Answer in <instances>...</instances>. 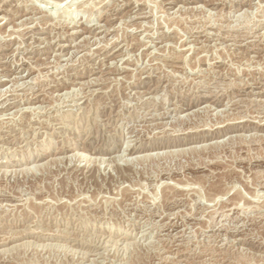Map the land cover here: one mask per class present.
I'll return each mask as SVG.
<instances>
[{
    "label": "rangeland",
    "instance_id": "obj_1",
    "mask_svg": "<svg viewBox=\"0 0 264 264\" xmlns=\"http://www.w3.org/2000/svg\"><path fill=\"white\" fill-rule=\"evenodd\" d=\"M0 9V264H264V0Z\"/></svg>",
    "mask_w": 264,
    "mask_h": 264
},
{
    "label": "bare ground",
    "instance_id": "obj_2",
    "mask_svg": "<svg viewBox=\"0 0 264 264\" xmlns=\"http://www.w3.org/2000/svg\"><path fill=\"white\" fill-rule=\"evenodd\" d=\"M18 1V0H17ZM105 1V0H104ZM143 1V0H142ZM50 2V1H49ZM60 3H61V1H59ZM102 2V1H101ZM138 2V1H137ZM140 2V1H139ZM170 2V1H169ZM2 3V2H1ZM135 3V2H134ZM224 3V2H223ZM56 4V3H55ZM36 6V5H35ZM41 6H42V4H41ZM78 6V5H77ZM29 7V6H28ZM82 7H83V5H82ZM27 8V7H26ZM60 8V7H59ZM74 8V7H73ZM85 8V7H84ZM8 9V8H7ZM41 7L39 8V7H34V8H32V11H30V12H28V13H26V14H39L40 12H41ZM72 9V8H71ZM1 10V9H0ZM2 12V11H1ZM8 12V11H7ZM85 12V11H84ZM41 14V13H40ZM15 15V14H14ZM25 15V14H24ZM49 15V14H48ZM17 16V15H16ZM15 16V17H16ZM19 16V15H18ZM4 17V16H3ZM24 17V16H23ZM34 17H35V15H34ZM40 17V16H39ZM46 17V16H45ZM131 17V16H130ZM134 17V16H133ZM2 18V17H1ZM0 18V19H1ZM43 18V17H42ZM135 18V17H134ZM4 19H5V17H4ZM4 19H1L2 21L4 20ZM26 19V18H25ZM29 19V18H28ZM41 19V18H40ZM0 20V21H1ZM72 20H74V19H72ZM214 20V19H213ZM5 21V20H4ZM10 22V21H9ZM26 22V21H25ZM36 22V21H35ZM122 22V21H121ZM3 23V22H2ZM7 23V22H6ZM75 23V22H74ZM74 23H72V24H74ZM4 24V23H3ZM34 24H36V23H34ZM44 24V23H43ZM53 24V23H52ZM78 24V23H77ZM77 24L75 23L74 25H72V27L71 28H76L77 27ZM241 24V23H240ZM54 25V24H53ZM71 25V24H70ZM244 25V24H243ZM3 26V25H2ZM81 25H78V27H80ZM102 26V25H101ZM18 27V26H17ZM17 27H16V29H17ZM43 27V26H42ZM230 27V26H229ZM203 28V27H202ZM214 28V27H213ZM28 29V28H27ZM249 29V28H248ZM76 31V30H75ZM76 33V32H75ZM205 33V32H204ZM1 34V33H0ZM21 34V33H20ZM77 34V33H76ZM80 34V33H79ZM209 35V34H208ZM259 35V34H258ZM116 36V35H115ZM17 37V36H16ZM235 38V37H234ZM19 39V38H18ZM97 40V39H96ZM95 41V40H94ZM21 42V41H20ZM217 43V42H216ZM108 44V43H107ZM219 45V44H218ZM242 45V44H241ZM146 46V45H145ZM185 46V45H184ZM183 46V47H184ZM144 47V46H143ZM238 47V46H237ZM159 48V47H158ZM197 48V47H196ZM182 49V48H181ZM195 49V48H194ZM207 49H208V47H207ZM126 50V49H125ZM159 50V49H158ZM190 50H191V48H190ZM241 50V49H240ZM190 52V51H189ZM22 53V52H21ZM153 53V52H152ZM243 54V53H242ZM63 55V54H62ZM122 55V54H121ZM131 55V54H130ZM151 55V54H150ZM124 57V56H123ZM115 58V57H114ZM76 61V60H75ZM60 62V61H59ZM175 62H177V61H175ZM23 63V62H22ZM138 63V62H137ZM208 64V63H207ZM66 66V65H65ZM118 66V65H117ZM57 67V66H56ZM115 67V66H114ZM176 67V66H175ZM178 67V66H177ZM185 67V66H184ZM32 68V67H31ZM179 68V67H178ZM117 69V68H116ZM110 70V69H109ZM111 72V71H110ZM110 72H106L105 74H108V73H110ZM188 72H189V70H188ZM119 73V72H118ZM135 73V72H134ZM112 74V73H111ZM114 74V73H113ZM132 74V73H131ZM137 74V73H136ZM139 74V73H138ZM56 75V74H55ZM105 78V77H104ZM20 80V79H19ZM97 79H94V81H96ZM109 81V80H108ZM97 82H98V80H97ZM99 83V82H98ZM93 84V83H92ZM70 92V91H69ZM46 97V96H45ZM87 97V96H86ZM51 98V97H50ZM62 99H64V98H62ZM54 101V100H53ZM2 105V104H1ZM58 107V106H57ZM164 115V114H163ZM60 149V148H59ZM58 151V150H57ZM44 156V155H43ZM58 156V155H57ZM64 160V159H63ZM76 161V160H75ZM71 163V162H70ZM178 203V202H177ZM232 205H236V204H232ZM231 205V206H232ZM183 206V205H182ZM234 207V206H233ZM226 208V207H225ZM242 210V209H241ZM255 210V209H254ZM178 212H179V210H178ZM198 212V211H197ZM230 212V211H229ZM238 214V213H237ZM179 215V214H178ZM262 217V216H261ZM244 218V217H243ZM242 218V219H243ZM251 221V220H250ZM179 226V225H178ZM76 227V226H75ZM156 229V228H155ZM181 231V230H180ZM214 236V235H213ZM225 239V238H224ZM4 240V239H3ZM6 240V239H5ZM163 240V239H162ZM226 240V239H225ZM96 241V240H95ZM4 243V242H3ZM95 243V242H94ZM122 243V242H121ZM1 244V243H0ZM126 244V243H125ZM191 244V243H190ZM115 245V244H114ZM163 250V249H162ZM165 252V251H164ZM197 253V252H196ZM212 254V253H211ZM115 261V260H114Z\"/></svg>",
    "mask_w": 264,
    "mask_h": 264
}]
</instances>
